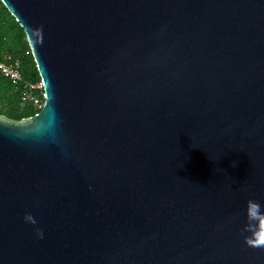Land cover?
<instances>
[{
	"label": "water",
	"instance_id": "water-1",
	"mask_svg": "<svg viewBox=\"0 0 264 264\" xmlns=\"http://www.w3.org/2000/svg\"><path fill=\"white\" fill-rule=\"evenodd\" d=\"M0 1L45 94L0 113V264H264V0Z\"/></svg>",
	"mask_w": 264,
	"mask_h": 264
},
{
	"label": "trees",
	"instance_id": "trees-1",
	"mask_svg": "<svg viewBox=\"0 0 264 264\" xmlns=\"http://www.w3.org/2000/svg\"><path fill=\"white\" fill-rule=\"evenodd\" d=\"M0 51L20 59L24 79L38 80L39 75L33 61L25 34L18 22L0 1ZM39 109L22 104L12 83L0 75V113L13 119L35 114Z\"/></svg>",
	"mask_w": 264,
	"mask_h": 264
},
{
	"label": "built area",
	"instance_id": "built-area-1",
	"mask_svg": "<svg viewBox=\"0 0 264 264\" xmlns=\"http://www.w3.org/2000/svg\"><path fill=\"white\" fill-rule=\"evenodd\" d=\"M20 66V59L13 58L10 53L0 51V75L12 83L22 104L29 105L36 110L40 109L45 97L43 83L40 77L33 81L24 79Z\"/></svg>",
	"mask_w": 264,
	"mask_h": 264
},
{
	"label": "clouds",
	"instance_id": "clouds-1",
	"mask_svg": "<svg viewBox=\"0 0 264 264\" xmlns=\"http://www.w3.org/2000/svg\"><path fill=\"white\" fill-rule=\"evenodd\" d=\"M259 207H260L259 206V203L256 202V201H254V200L249 199V200L246 201L245 214H246L247 218L250 221L251 220H257V223H259V219L258 218L259 217H264V214H260L259 213ZM251 209H254L255 210V214L254 215L250 214V210ZM23 220L26 223H28V224H33V225L36 224V220L29 213H25V215L23 216ZM252 227H254V226L253 225H246L245 226V230L246 231H250ZM35 232H36V236H37L38 239L43 238V232H42V230H40V229L37 228L35 230ZM246 242L249 243V244H251V240L248 239V238H246ZM254 246L261 247V246H264V245L257 244V245H254Z\"/></svg>",
	"mask_w": 264,
	"mask_h": 264
}]
</instances>
